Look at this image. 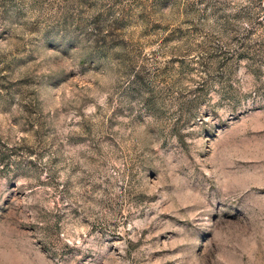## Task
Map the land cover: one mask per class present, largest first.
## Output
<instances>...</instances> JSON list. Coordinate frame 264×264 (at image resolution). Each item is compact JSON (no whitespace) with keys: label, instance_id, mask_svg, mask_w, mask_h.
I'll return each mask as SVG.
<instances>
[{"label":"rangeland","instance_id":"obj_1","mask_svg":"<svg viewBox=\"0 0 264 264\" xmlns=\"http://www.w3.org/2000/svg\"><path fill=\"white\" fill-rule=\"evenodd\" d=\"M0 264H264V0H0Z\"/></svg>","mask_w":264,"mask_h":264}]
</instances>
